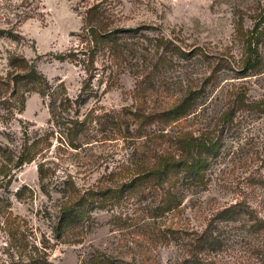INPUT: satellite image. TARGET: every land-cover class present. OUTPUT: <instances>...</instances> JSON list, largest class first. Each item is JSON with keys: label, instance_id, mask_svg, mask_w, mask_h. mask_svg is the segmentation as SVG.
Returning <instances> with one entry per match:
<instances>
[{"label": "trees", "instance_id": "trees-1", "mask_svg": "<svg viewBox=\"0 0 264 264\" xmlns=\"http://www.w3.org/2000/svg\"><path fill=\"white\" fill-rule=\"evenodd\" d=\"M28 1V6L34 8L23 14L21 18L25 20L33 18L42 3ZM144 30L151 31L114 26L108 10L93 7L78 35L79 45L59 57L80 65L87 76L75 99L63 86L52 88L26 59H19L20 65L11 64L15 81L0 76V106L9 111L1 118L7 120L17 104H25L24 97L16 100L15 96L20 83L27 81L33 91L48 100L50 120L44 133L32 135L24 127L17 149L0 143V184L10 182L15 171L25 165L36 163L41 192L50 197L54 187L61 196L53 226L59 242L82 244L94 224V211L114 210L139 196L138 201L145 204L143 222H136L140 220L138 210L129 216L118 212L115 219L123 230L135 228L141 232L143 243L133 242L142 249L144 264H159L151 255V248L160 245L176 248L177 256L169 264H264V211L247 199L217 209L201 227L177 220L184 202L183 191L207 189V172L221 152L225 130L231 131L239 123L242 126L249 119L261 120L262 126L256 130L258 138H264V97L249 98L244 88L232 86L219 115L193 129L192 116L199 115L201 98L215 75L194 77L180 72L171 79L173 83L162 78L158 84L155 72L188 63L195 49L181 46L174 38L151 36ZM238 34L246 43L242 68L256 71L261 66L259 44L264 40V9L255 17L252 29L245 32L240 26ZM100 58L104 61L101 66ZM126 71L138 78L133 105L109 112L93 107L82 113L89 100L98 96L93 87L98 76H103L102 83L108 79L107 87L113 88ZM10 81L14 87L8 95ZM0 134L11 143L15 141L10 133ZM117 143L127 148L119 160L117 152H104ZM110 159L116 161L113 169ZM73 168L78 169L74 172ZM100 169L103 174L100 172L96 183H78L79 175H91ZM251 184L264 191V174ZM25 189L34 195L35 190L26 186L19 193ZM4 201L0 198V202ZM3 211L0 209V214ZM145 240L152 246L146 247ZM46 257V252L38 253L34 264H51ZM86 264L138 263L94 251Z\"/></svg>", "mask_w": 264, "mask_h": 264}, {"label": "rangeland", "instance_id": "rangeland-1", "mask_svg": "<svg viewBox=\"0 0 264 264\" xmlns=\"http://www.w3.org/2000/svg\"><path fill=\"white\" fill-rule=\"evenodd\" d=\"M28 3V0H0L1 77L15 81L16 73L11 64L20 65L19 59H26L36 66L40 76L52 88L63 86L69 97L77 98L87 76L80 65L59 57L79 45L78 35L86 24L88 14L98 6L109 11L114 26L148 28L151 31L144 32L151 36L174 38L181 46L195 49L194 57L188 63L155 72L158 84L162 78L173 83V77L180 72L194 77L215 75L201 98L199 115L192 116L193 129L201 128L219 115L224 107L225 95L232 86L244 88L249 98L264 97V40L259 44L260 68L245 71L242 65L246 43L238 34L240 26L245 32L252 29L255 17L264 9V0H42L37 14L25 20L21 18L23 14L34 8ZM102 62L100 58L99 66ZM102 79L100 75L94 80L93 87L98 90V96L89 100L82 113L93 107L100 108L101 112L120 111L134 104L132 96L138 80L135 75L126 71L113 88L107 87L108 79L104 83ZM13 81H10L8 95L12 93ZM18 89L15 99L23 100L24 97V105L17 104L7 120L1 117L9 111L0 106V132L10 133L15 140L11 143L0 134V143L11 149L20 146L24 127L29 128L32 135L44 133L50 120L48 100L33 91L27 81L21 82ZM166 94L170 95L168 91ZM152 95L155 96V93ZM260 121L249 119L242 126L239 123L233 130H225L224 145L207 172V189L183 191L184 202L177 219L180 223L201 227L217 209L242 199L264 211V191L251 184L256 177L264 174V138L262 135L258 138L256 130L262 126ZM111 146L114 147H107L104 152H117L116 160L126 154L124 144ZM109 161L113 169L116 161ZM77 169L73 168V171ZM15 172L10 182L0 184V198L5 200L0 202V209L4 210L0 214V264H34L38 253L43 252H46V259L51 264H86L94 251L127 261L135 259L138 264H144L142 249L133 242L143 243L141 232L135 228L123 230L115 219L118 212L129 216L138 210L140 220L136 222H143L145 204L138 201L139 196L130 199L123 207L94 211V224L84 242L64 243L57 241L53 232L61 201L57 188H52L50 197L41 192L36 163L25 165ZM100 172L103 174L101 169L91 175L81 174L78 183L81 186L92 185L101 177ZM25 186L34 189V195L27 189L20 194L19 189ZM136 224L133 223V226ZM144 242L146 247L152 246L148 240ZM151 250V255L159 264H169L177 256L173 246L160 245Z\"/></svg>", "mask_w": 264, "mask_h": 264}]
</instances>
